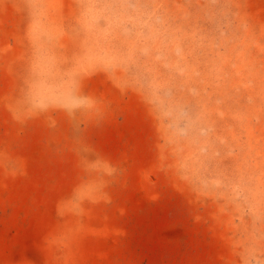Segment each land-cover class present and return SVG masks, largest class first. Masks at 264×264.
Wrapping results in <instances>:
<instances>
[{"label": "rangeland", "instance_id": "obj_1", "mask_svg": "<svg viewBox=\"0 0 264 264\" xmlns=\"http://www.w3.org/2000/svg\"><path fill=\"white\" fill-rule=\"evenodd\" d=\"M43 2L65 28L79 15V0ZM123 2V47L187 110L188 134L165 145L152 107L103 74L83 83L103 120L55 107L15 119L29 19L26 0H0V264H241L239 245H264V0ZM97 160L118 169L104 199Z\"/></svg>", "mask_w": 264, "mask_h": 264}, {"label": "clouds", "instance_id": "obj_2", "mask_svg": "<svg viewBox=\"0 0 264 264\" xmlns=\"http://www.w3.org/2000/svg\"><path fill=\"white\" fill-rule=\"evenodd\" d=\"M79 8L75 22L65 28L50 17L43 0H26L27 39L33 56L14 118L23 121L55 107L69 115L92 114L103 120L105 102L83 91L86 79L103 74L121 94L131 89L152 107L165 145L173 137L186 136L191 126L187 110L174 107L156 95L136 67L132 53L123 47L130 35L125 18L127 5L123 0H79ZM86 167L99 171L94 191L101 199L106 198L109 180L118 169L110 161L98 160ZM176 177L191 190H197L196 180L183 166ZM79 199L77 193L76 200ZM238 249L241 264H264V245H239Z\"/></svg>", "mask_w": 264, "mask_h": 264}]
</instances>
